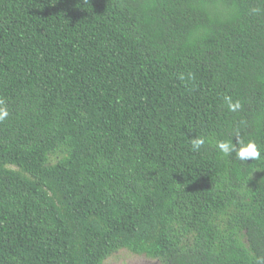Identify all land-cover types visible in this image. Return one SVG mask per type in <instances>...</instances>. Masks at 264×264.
Segmentation results:
<instances>
[{
    "label": "trees",
    "instance_id": "obj_1",
    "mask_svg": "<svg viewBox=\"0 0 264 264\" xmlns=\"http://www.w3.org/2000/svg\"><path fill=\"white\" fill-rule=\"evenodd\" d=\"M0 99V264H264V0H0Z\"/></svg>",
    "mask_w": 264,
    "mask_h": 264
},
{
    "label": "clouds",
    "instance_id": "obj_2",
    "mask_svg": "<svg viewBox=\"0 0 264 264\" xmlns=\"http://www.w3.org/2000/svg\"><path fill=\"white\" fill-rule=\"evenodd\" d=\"M223 100L230 112H236L242 107L241 102L239 100L233 101L231 96L225 95ZM8 117L9 110L5 101L0 99V122ZM233 137H235V142H233ZM207 142L204 136L195 135L194 138L190 139L191 150L198 152ZM214 146L224 157H230L234 154L236 159L243 163L247 160L259 161L261 159V151L257 143L252 139L244 140L238 132H234L229 139H217Z\"/></svg>",
    "mask_w": 264,
    "mask_h": 264
},
{
    "label": "rangeland",
    "instance_id": "obj_3",
    "mask_svg": "<svg viewBox=\"0 0 264 264\" xmlns=\"http://www.w3.org/2000/svg\"><path fill=\"white\" fill-rule=\"evenodd\" d=\"M106 264H159L157 260L145 258L144 256L131 255L124 251H119L109 257Z\"/></svg>",
    "mask_w": 264,
    "mask_h": 264
}]
</instances>
